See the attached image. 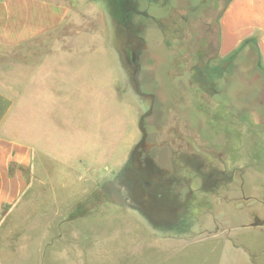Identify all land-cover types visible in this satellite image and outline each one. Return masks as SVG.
I'll return each mask as SVG.
<instances>
[{
    "label": "rangeland",
    "instance_id": "obj_1",
    "mask_svg": "<svg viewBox=\"0 0 264 264\" xmlns=\"http://www.w3.org/2000/svg\"><path fill=\"white\" fill-rule=\"evenodd\" d=\"M162 1L73 0L64 29L33 43L49 50L28 102L48 176L4 220L0 264H264L256 53L218 56L229 0H170L172 13ZM144 134L153 149L126 198L119 178ZM82 202L79 215L96 212L70 221Z\"/></svg>",
    "mask_w": 264,
    "mask_h": 264
},
{
    "label": "crops",
    "instance_id": "obj_2",
    "mask_svg": "<svg viewBox=\"0 0 264 264\" xmlns=\"http://www.w3.org/2000/svg\"><path fill=\"white\" fill-rule=\"evenodd\" d=\"M72 1L0 0V229L21 207L31 184L38 182L43 187L44 176H48L42 140L28 131L32 129L28 102L37 80L36 89L42 90V66L49 50L35 52L32 45L46 43L64 29L76 11ZM252 47L264 76V0H231L219 19L218 56L233 59ZM23 118L26 128L21 132ZM238 215H242L240 210L234 217ZM231 247L241 252L240 246ZM253 260L250 255L251 264Z\"/></svg>",
    "mask_w": 264,
    "mask_h": 264
},
{
    "label": "flooded vegetation",
    "instance_id": "obj_3",
    "mask_svg": "<svg viewBox=\"0 0 264 264\" xmlns=\"http://www.w3.org/2000/svg\"><path fill=\"white\" fill-rule=\"evenodd\" d=\"M168 1H170V0H163L162 2H160V4L162 6H164V7H166V6L169 7L170 8V11L172 13V8L170 6H168L169 5L168 4ZM155 3H157V2H155ZM139 13H140L139 11L135 10V14H139ZM174 20H175V17H174ZM176 20H179V19H176ZM145 140H146V134L143 135L142 142L133 151V153L131 155V158L127 162V164H126V166H125L124 170L122 171L121 176L119 178L120 179V182L123 184L124 188L126 189V194L125 195L123 194L126 198L128 197V195H130V194H127V192L129 191V189L131 187H133V182H136V177L137 176H136V173L135 172L136 171L139 172V170L142 169V165H141L142 161L141 160H142L143 146L145 147V149L147 148L145 146ZM152 149L153 148L149 146L146 149V151H149L150 150V152H151ZM136 167H137V169H135ZM216 179H217V181H220V180L222 181L223 180V178H216ZM215 183L219 184L220 182H215ZM144 185H145V187H144L145 189L143 188V190L146 193L151 192V189H152L151 188V185L149 183H145ZM210 185H212V183Z\"/></svg>",
    "mask_w": 264,
    "mask_h": 264
},
{
    "label": "trees",
    "instance_id": "obj_4",
    "mask_svg": "<svg viewBox=\"0 0 264 264\" xmlns=\"http://www.w3.org/2000/svg\"><path fill=\"white\" fill-rule=\"evenodd\" d=\"M230 1L231 0H229L228 3ZM209 119H210V117H209ZM208 124H212V123H208ZM142 125H144V120H142ZM258 146H260V144ZM258 159L261 160L260 157ZM86 208H87V202H82V203H80L78 205H75L74 208L69 212V216H68L69 220L72 221V220H75V219L84 218V217H87V216H89V215H91V214L96 212V211H92L89 214H83L82 213V214L79 215V213L83 212V210H85Z\"/></svg>",
    "mask_w": 264,
    "mask_h": 264
}]
</instances>
